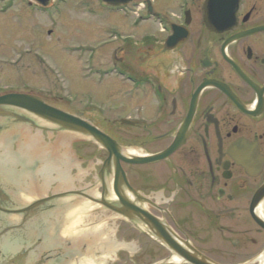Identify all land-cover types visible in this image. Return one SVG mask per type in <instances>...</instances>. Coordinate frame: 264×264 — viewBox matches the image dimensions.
<instances>
[{
    "label": "flooded vegetation",
    "instance_id": "obj_1",
    "mask_svg": "<svg viewBox=\"0 0 264 264\" xmlns=\"http://www.w3.org/2000/svg\"><path fill=\"white\" fill-rule=\"evenodd\" d=\"M99 1L112 13L132 11L93 16L92 59L101 81L122 98V116L72 107L68 96L61 104L62 97L20 90L13 79L17 49H9L10 57L0 52V74L6 69L11 79H0V96L36 95L91 123L115 141L124 175L115 179V155L90 140L103 154L99 182L82 187L75 136L73 163L60 164L69 175L62 184L60 168L45 163L46 149L54 148L46 124L0 107V138L17 129L6 140L13 161L2 162L8 158L0 148V264H114L131 231L138 234L135 254L151 264H261L264 0H167L168 13L156 10L154 0ZM14 21L0 16L6 29ZM28 138L41 148L36 156L29 155ZM98 200L138 209L142 218L129 220Z\"/></svg>",
    "mask_w": 264,
    "mask_h": 264
},
{
    "label": "rangeland",
    "instance_id": "obj_2",
    "mask_svg": "<svg viewBox=\"0 0 264 264\" xmlns=\"http://www.w3.org/2000/svg\"><path fill=\"white\" fill-rule=\"evenodd\" d=\"M152 4L161 13L170 11L167 0H154ZM131 12L127 7L112 13L99 0H53L47 10L36 9L28 0H0V16H17L7 29L0 24V52L10 57L9 49H17L13 79L20 90L62 97L58 101L61 104L67 102L68 96L72 107H97L98 116H122V98L111 90L105 77L101 81L92 59L93 16H131ZM44 16H56L59 22L50 24ZM2 73L0 77L4 79H0L11 82L9 71L2 69ZM91 142L79 140L74 147L82 159L101 161L102 151Z\"/></svg>",
    "mask_w": 264,
    "mask_h": 264
},
{
    "label": "water",
    "instance_id": "obj_3",
    "mask_svg": "<svg viewBox=\"0 0 264 264\" xmlns=\"http://www.w3.org/2000/svg\"><path fill=\"white\" fill-rule=\"evenodd\" d=\"M35 2L39 3L40 5L47 7L49 6L53 0H34ZM107 4L114 5V6H120V5H127L132 0H103ZM232 18L231 16L229 17ZM207 22L209 24H218L217 19H212L210 17L206 18ZM220 21V20H219ZM0 107H11L18 109L19 111L23 112L24 114L33 117L36 119V121L46 124L48 134L50 137V146H53L54 148L48 150L46 149L45 152V163L51 168H59V175L62 181V184H67L69 175L66 172L65 168L60 167V164H63L65 166H69L73 163L71 160L70 154L74 155V152L69 148V145L72 146V142L79 141V140H93L96 143H98L101 147L105 148L110 152V155H115V169H114V176L115 179H122L123 170L118 164V154L117 150L118 147L114 140L110 139L107 135L99 131L95 126H93L91 123L87 122L86 120L82 119L80 116L63 111L59 108H56L47 102H45L43 99H41L39 96L32 95V94H25V93H9L3 96H0ZM41 129L37 127V131L41 133ZM6 130V131H5ZM4 130V133L2 134V137L0 138V148L3 149V153L1 154L2 157H7L8 159H2L1 161L4 162L7 160V162L13 161L12 153H10V149L8 148V143L6 140L10 137L14 131L17 129L15 127H9ZM76 137L74 140L72 138ZM73 140V141H72ZM28 147V151L30 152V156H36L37 151H40L41 148L38 145V142L34 138H28L27 142L25 143ZM63 148V149H61ZM63 150L62 152H60ZM36 154V155H35ZM71 155V156H72ZM12 156V157H11ZM118 161V162H117ZM136 162L139 161V159L135 160ZM76 165L79 168V172L77 175V178H79V183L81 182V186L85 187L89 183L93 182L96 179V182H99V177L97 175L99 169H100V160L99 159H77L76 158ZM109 167V161L106 160L103 162V168L100 172V174L103 177L104 169L106 167ZM66 167V168H67ZM111 173V169L109 171ZM55 187L54 189H57ZM99 204H103L107 206L108 208L113 209L114 212L118 213L121 216L126 217L129 220H137V218H142V212L138 209H130V211H125L122 209H117L110 204L106 203L103 200H98ZM101 214V213H99ZM102 217V214L100 215ZM147 221L148 225L150 226V221ZM152 225L154 227L156 226L155 223L152 221ZM119 223H114L113 229L116 233L118 229ZM120 235V234H119ZM138 234L134 232H130L129 239L125 242L128 244L125 251H120L118 253L117 251L114 252V264H151L153 263V259L148 257L139 256L138 254H135L138 250ZM129 251V252H127ZM129 253V254H128ZM193 263L197 264H207L202 263L196 260H189Z\"/></svg>",
    "mask_w": 264,
    "mask_h": 264
},
{
    "label": "bare ground",
    "instance_id": "obj_4",
    "mask_svg": "<svg viewBox=\"0 0 264 264\" xmlns=\"http://www.w3.org/2000/svg\"><path fill=\"white\" fill-rule=\"evenodd\" d=\"M261 264H264V259L261 261Z\"/></svg>",
    "mask_w": 264,
    "mask_h": 264
}]
</instances>
